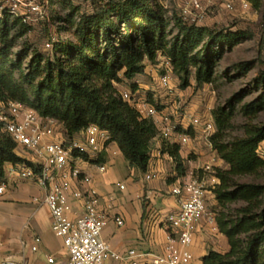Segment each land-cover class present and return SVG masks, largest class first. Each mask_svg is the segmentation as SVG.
Wrapping results in <instances>:
<instances>
[{
  "label": "trees",
  "instance_id": "16d2710c",
  "mask_svg": "<svg viewBox=\"0 0 264 264\" xmlns=\"http://www.w3.org/2000/svg\"><path fill=\"white\" fill-rule=\"evenodd\" d=\"M7 16L0 19V101L21 102L42 116L58 120L69 136L90 124L99 125L109 131L110 141L118 144L129 165L141 172L148 170L152 141L159 130L152 119L142 117L122 98L116 87L122 81L120 73L133 81L132 88L136 91L139 84L135 79L145 73V58L154 60L162 52L170 58L184 86L190 84L192 69L196 70L198 83H211L223 55V45L232 46L242 36L240 32H214L182 21L176 40L170 43L164 11L155 2L110 0L94 14L82 18L76 40L56 43L55 51L60 57L55 63L42 66L41 56L33 58L31 66L42 81L31 92L15 77L22 58L14 62L10 57L14 39ZM54 18L67 21L58 14ZM16 21L21 20L16 18ZM261 45L264 46V38ZM22 79L32 85L35 78L22 74ZM146 94L160 109L153 93ZM240 99L241 95H237L228 107L214 112L217 130L210 138L212 148L228 165L226 169L216 168L220 184L213 191L220 207L217 226L227 237L230 248L224 253L211 249L202 264H264V185L238 184L234 180L236 176L255 174L264 168V159L258 151L264 141V127L248 129L245 136L233 141L224 140L232 125L235 103ZM262 109L264 100L245 111L250 115ZM190 133L193 134L191 130ZM164 151L174 157L179 175H183L180 145L167 144ZM100 160H106L105 152ZM7 163L37 168L19 154L17 143L0 123V178ZM240 200L246 205L237 209L236 216L224 211L229 204Z\"/></svg>",
  "mask_w": 264,
  "mask_h": 264
},
{
  "label": "built area",
  "instance_id": "2783aa9c",
  "mask_svg": "<svg viewBox=\"0 0 264 264\" xmlns=\"http://www.w3.org/2000/svg\"><path fill=\"white\" fill-rule=\"evenodd\" d=\"M201 1L192 0V6L202 9ZM241 5L250 7L246 0ZM227 8H233V4L228 3ZM2 12L19 18L23 23H31L43 17L44 8L37 0H0ZM185 13L188 14L189 10L186 9ZM47 45L51 47L52 44ZM166 62L159 84L171 94L174 69L170 58L166 57ZM137 91L119 90L122 98L130 102L142 117L155 122L164 139L176 140L175 143L186 146L193 140L190 130L200 129L212 147L210 138L216 132L213 119L182 112L176 115V120H172L169 114L150 101L147 94L138 95ZM0 123L17 143L18 150H24L19 154L37 167L16 164L21 178L34 180L46 189L44 202L50 209L52 230L63 240L68 252L67 264H107L110 259L126 264H196L190 248L199 224L206 220L217 229L219 210L211 207L209 199L215 187L211 188L208 183L195 177L188 181L179 180L172 189V194L178 198L179 208L166 216L167 241L163 252L142 254L136 249L125 253L113 251L102 233L109 218L104 204L108 202L112 206L116 195L102 192L94 179L80 167V164L88 163L99 172L107 169V163L100 157L112 143L109 131L97 124H90L69 136L58 120L42 116L17 101H0ZM204 170L212 172L214 166L208 164ZM153 177L154 174L146 175L147 180ZM118 186L125 189L122 183ZM4 187V184L0 186V192ZM113 218L119 226L125 224L123 217L114 215ZM40 241V237L34 238V251L38 250ZM141 256H146L148 261L142 262ZM48 261L54 263L55 259L48 256ZM20 264H28V261Z\"/></svg>",
  "mask_w": 264,
  "mask_h": 264
},
{
  "label": "rangeland",
  "instance_id": "374dc122",
  "mask_svg": "<svg viewBox=\"0 0 264 264\" xmlns=\"http://www.w3.org/2000/svg\"><path fill=\"white\" fill-rule=\"evenodd\" d=\"M37 1L44 8L43 17L37 21L23 23L17 22L16 17L7 16L8 25L12 27L10 35L14 39L10 57L14 62L22 58L21 69H16L15 77L22 81L31 92L42 81L41 75L31 66L33 58L41 56L42 66L48 62L55 63L60 57L55 51L56 43L61 40H76V30L82 18L94 14L110 0ZM243 1L202 0V9L198 10L192 6V0H150L164 11L167 21V39L170 43L176 40L180 32L179 24L182 21L214 32H240L242 36L232 46L223 45V55L216 64L214 79L211 83H198L196 70L192 69L190 84L184 86L180 75L173 70V91L169 94L159 84L160 76L167 66L166 57H168L162 52H158L154 60L146 57L145 73L135 79L139 84L137 94L145 96L146 92L151 91L160 109L169 114L172 120L177 119V114L185 112L202 118L210 117L215 123L214 112L219 108L228 107V103L235 96L241 95V99L235 103L233 109L232 125L224 137L226 142L245 136L248 129L264 127V109L250 115L245 111L248 106L256 105L264 100V46L261 45L264 38V0H246L250 4L249 8L241 5ZM230 2L233 8H227ZM186 9L189 10L188 14L185 13ZM57 14L63 18L62 20L67 21L55 19ZM4 15L5 12L0 13V19ZM48 43L52 44L51 47L47 45ZM219 47L220 45H217L216 49ZM22 74L35 78L32 85L22 79ZM120 77L122 81L116 84L117 89L133 92V81L126 79L123 72L120 73ZM191 130L195 132V129ZM201 140L207 142L204 136ZM18 151L22 154L24 150ZM258 151L264 159V141L260 143ZM120 160L124 165V159L120 158ZM216 168L226 169L228 165L225 162L223 167L215 166L212 173L208 175L217 176ZM234 180L238 184L264 185V168L255 174L236 176ZM245 205L246 202L242 200L236 201L229 204L224 211L231 216H236L237 209Z\"/></svg>",
  "mask_w": 264,
  "mask_h": 264
},
{
  "label": "crops",
  "instance_id": "0c3cea01",
  "mask_svg": "<svg viewBox=\"0 0 264 264\" xmlns=\"http://www.w3.org/2000/svg\"><path fill=\"white\" fill-rule=\"evenodd\" d=\"M195 132L190 144L180 146L185 168L183 175H179L174 157L164 151V146L176 140H166L160 134L152 141L147 172L131 167L116 142L107 147L104 162L108 167L104 172H99L88 163L80 164L102 192L116 195L112 206L108 202L104 204L109 218L102 233L113 251L125 253L136 249L142 254L163 252L167 241L166 216L179 208L178 198L172 194L174 184L194 177L202 179L211 188L219 183V178L208 175L212 172L205 171L204 167L208 164L223 167L225 162L207 142L201 140L202 131L196 129ZM120 158L124 159L126 167L121 164ZM17 170L15 164L7 163L4 176L0 178V186L5 185L0 192V263L20 264L27 260L28 264H67L68 252L63 240L52 230L50 209L44 202L46 189L34 180L21 178ZM148 173L154 174L150 180L146 178ZM119 183L125 185L124 190L119 188ZM209 199L211 207L218 209L214 192L210 193ZM114 215L123 217L125 224L119 226L114 221ZM36 237H40L41 241L37 244L38 250L34 251L32 247ZM229 248L228 239L218 226L214 229L203 220L190 249L196 264H202L203 257L211 249L224 253ZM48 256H53L55 262L49 263ZM141 260L146 262L148 258L141 256ZM107 264L126 263L110 259Z\"/></svg>",
  "mask_w": 264,
  "mask_h": 264
}]
</instances>
